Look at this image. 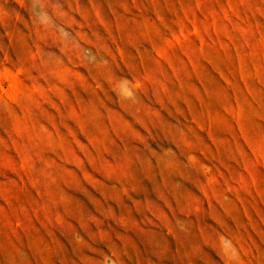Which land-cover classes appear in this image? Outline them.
<instances>
[{
    "label": "rangeland",
    "instance_id": "obj_1",
    "mask_svg": "<svg viewBox=\"0 0 264 264\" xmlns=\"http://www.w3.org/2000/svg\"><path fill=\"white\" fill-rule=\"evenodd\" d=\"M0 264H264V0H0Z\"/></svg>",
    "mask_w": 264,
    "mask_h": 264
}]
</instances>
